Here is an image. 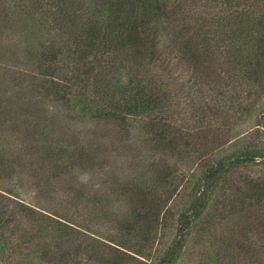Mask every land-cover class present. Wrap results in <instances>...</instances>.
<instances>
[{
	"label": "trees",
	"instance_id": "obj_1",
	"mask_svg": "<svg viewBox=\"0 0 264 264\" xmlns=\"http://www.w3.org/2000/svg\"><path fill=\"white\" fill-rule=\"evenodd\" d=\"M202 84L235 122H206L211 103L182 105ZM251 118V131H232ZM73 119L102 133L81 139ZM134 137L144 151L122 176L109 157ZM24 171L38 187L66 183L119 237L43 215L13 184L0 187V261L12 249L27 264H179L212 230L199 263L264 264V0H0V182Z\"/></svg>",
	"mask_w": 264,
	"mask_h": 264
},
{
	"label": "rangeland",
	"instance_id": "obj_2",
	"mask_svg": "<svg viewBox=\"0 0 264 264\" xmlns=\"http://www.w3.org/2000/svg\"><path fill=\"white\" fill-rule=\"evenodd\" d=\"M200 3V2H199ZM188 4H190L188 2ZM204 4V3H203ZM206 5V4H205ZM202 7V6H201ZM214 8V7H212ZM188 77H182V79L178 80V83H180L181 87L184 89V91L187 92V89L189 86L193 84V81L187 80ZM194 85V84H193ZM193 90V89H192ZM192 90L190 93H188L187 98H182L184 94L180 95V98H178L181 103H188L193 99L195 101V105H202L207 106L208 103H211L209 106L211 109H214V111H209L210 109L206 110V118L205 121L209 122L211 124L219 125V124H228L235 122L233 109L231 107L224 106L222 108L221 106L215 105L214 107L211 106L212 102L209 101L211 97H213V93L210 89H207V85H201V87H198L197 94L194 93L192 95ZM192 95V96H191ZM175 99L173 102H176ZM182 103V105H183ZM186 105V104H185ZM213 107V108H212ZM188 109L187 107H185ZM189 110L184 111L180 110L178 106L175 108L172 107L170 109L169 114L172 115L174 118H176L179 122H182L186 124V122L189 119ZM208 112V114H207ZM233 116V117H232ZM195 122V121H193ZM192 123V122H187ZM255 118H251L244 123H241L240 126L237 125L235 128L236 130L234 133H241L245 134L248 131H251V129L254 128ZM70 133L74 132L76 135L84 140L88 139H96L95 137L98 136L99 133H102L101 124L90 121L89 119L84 120H72L69 123ZM96 131V133L94 132ZM233 133V132H232ZM220 135V134H219ZM227 136V135H226ZM139 145V141L136 139V137L127 140L125 143V146L120 150L112 151V156L109 157V163L111 169H114L116 173H119L120 175H126L128 172V169H130V166H126V163L130 162L132 160V155L134 149L138 148L141 151H144L143 148H141ZM140 151V152H141ZM117 153H120L122 157H116L114 154L117 155ZM147 156V153H146ZM253 172L258 173L261 171L260 166H254L251 168ZM73 176H78L79 180H90L91 177L89 174H86L83 172V170H77L72 173ZM100 174V175H99ZM22 177L21 181H17V179H14L13 182H10L9 184L4 182H0V187H11L13 184H18V187L16 188L17 194L16 196L21 201H24L25 203H28L32 205L37 211L43 213V215H52L55 217V215H66V217L70 218L74 224L81 225L83 228L87 229L88 232L100 235L101 237H105L104 239H107V236L116 237L118 239L119 236H117V233L115 232V229L111 222L105 221L104 218L100 219L93 216V206L91 205L90 200H87L86 203L83 204H73L72 203V193L67 190V184L62 181H52L50 185H43V186H36L34 184V178L31 173H26L25 171L20 174ZM72 177V176H71ZM102 173H98V175H94L91 178V184L92 188L90 187V190H87L85 193L88 195H93L94 193H97L101 190L100 186L103 183ZM4 189V188H3ZM100 193V192H99ZM185 191L181 190L178 193V196L176 197V202L180 201L182 198H184ZM78 203V202H77ZM115 207V205H113ZM116 208L118 206L116 205ZM22 226L26 227L28 226V222L24 219L21 223ZM23 231V230H21ZM216 235L213 234V231L210 230L208 234H205L203 236V239L199 245L196 246L197 250H192L191 255L186 254L185 257L179 262V264H201L198 261V256L208 253V250L211 249V240L214 242ZM15 242V241H14ZM163 244L165 241L162 242ZM33 249V248H32ZM32 249L23 251V253H29ZM200 254V255H199ZM8 258L4 259L3 261H0V264H5L7 262L14 263V264H24L28 263L30 260V257L27 259L24 258V256L21 255V252L18 254L16 251L8 252ZM194 255V256H193ZM26 260V261H25ZM32 264H38L36 263L35 259H31ZM195 261V262H194Z\"/></svg>",
	"mask_w": 264,
	"mask_h": 264
}]
</instances>
